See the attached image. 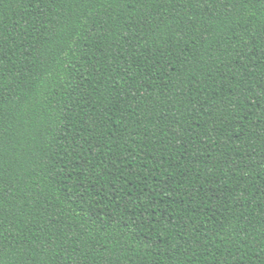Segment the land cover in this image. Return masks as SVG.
I'll list each match as a JSON object with an SVG mask.
<instances>
[{
	"label": "trees",
	"instance_id": "obj_1",
	"mask_svg": "<svg viewBox=\"0 0 264 264\" xmlns=\"http://www.w3.org/2000/svg\"><path fill=\"white\" fill-rule=\"evenodd\" d=\"M0 264H264V0H0Z\"/></svg>",
	"mask_w": 264,
	"mask_h": 264
}]
</instances>
